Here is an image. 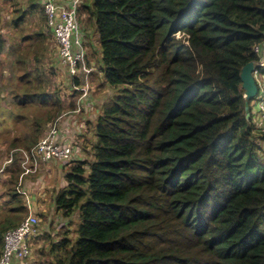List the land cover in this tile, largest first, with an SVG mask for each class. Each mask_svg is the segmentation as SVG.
<instances>
[{
    "label": "trees",
    "instance_id": "16d2710c",
    "mask_svg": "<svg viewBox=\"0 0 264 264\" xmlns=\"http://www.w3.org/2000/svg\"><path fill=\"white\" fill-rule=\"evenodd\" d=\"M4 1L0 9L18 26L20 2ZM80 4L96 33L99 71L115 95L92 128L91 160L62 164L69 169L53 199L55 211L63 219L77 214L78 224L73 239L63 235L49 245L51 263L264 264V124L257 127V95L247 102L246 118L239 77L259 58L253 48H264V0ZM42 11L38 39L47 27ZM4 47L0 34V57ZM13 56L22 71L11 68L5 81L10 106L37 109L42 80L26 72L22 54ZM261 79L264 88V72ZM70 83L77 95L73 88L82 82ZM7 111L0 118L9 130V120L28 119ZM61 111L53 104L44 117L34 114L35 131L22 133L10 150L34 146ZM21 173L15 161L0 178L7 175L16 210L22 198L23 221Z\"/></svg>",
    "mask_w": 264,
    "mask_h": 264
},
{
    "label": "crops",
    "instance_id": "0c3cea01",
    "mask_svg": "<svg viewBox=\"0 0 264 264\" xmlns=\"http://www.w3.org/2000/svg\"><path fill=\"white\" fill-rule=\"evenodd\" d=\"M18 1L20 2V5H21L20 10L24 17H22L23 22L22 23L20 22L18 26L16 27L13 24V18L12 19L9 18V16H11V13L5 14L4 13L5 11H3V9H0V14L3 17V22L0 23V34L4 37L5 33L14 32L13 30H17V29H20L22 33L24 34L19 41L14 40L12 37H9L7 39L9 45H7V47L5 46L2 52V55L0 57V61L2 62V67H6V73H7V76H4L3 74L5 71H3L2 74H0V78L5 79L4 83L12 75L11 68H13L15 72H18V69H17L18 63L16 62L13 64V61H12L13 55H17V54L20 55L21 52L25 49L24 45H27L28 43L30 45H33L34 43L37 44L38 42H46L45 45H47L48 39H49L48 35L46 34V31L44 30V27H43V31L40 32L42 36L39 39L37 38V33H36L37 30H40L36 22V14L39 9L40 11H42L43 0H33L32 4L29 3V0H18ZM73 1L74 0H56L58 4L64 5V6L71 5ZM3 2L5 1L0 0L1 7L4 6L2 4ZM81 4H79L78 9H77V21L80 27L79 35L81 36L82 44L84 47H85V42H86V39L88 38V35L91 34L93 36V44H94L93 54H95L93 58H95V62H96V64L94 65V69L98 71L95 77L93 76L94 75L93 73L91 74L90 81L91 83L96 81L99 87L104 88V90L106 87L107 90L105 91H109V87H107V85L105 84L103 77L99 71V58H98L99 48H98V44L96 41V33L94 32V29L92 27V22L89 19L90 17L88 13L89 11L87 8H83ZM7 18L9 19V22H7ZM86 25H89L91 27L92 30H89L91 31V33L90 32L88 33V30H86L87 29ZM29 29H31L32 31H30ZM33 31H35L34 32L35 34H32ZM50 35H51L50 37H52V40L55 41L51 33ZM4 39H5V44H6V37H4ZM35 48H36V45L33 46V50H35ZM12 51L14 52L13 54H12ZM85 51H86V59H90V55L92 53H91L89 45H86ZM5 55H8L6 60L3 59ZM260 55L261 57L264 56V48H262V50L260 51ZM24 63L26 67L31 69V70L26 69V72H28V74L29 73L33 74L34 71L40 70L35 65V63L30 64L25 61ZM58 63L59 65H61L60 61H58ZM89 65L90 64H88V66ZM34 66L36 67L32 68ZM2 67H0V72H1ZM62 67L65 68L67 71L66 67L64 66ZM42 80L45 82L46 76L42 77ZM69 87H71V85H69ZM46 91H47V88H45V92ZM29 93L31 94V92ZM68 95L71 96L70 100L62 99L63 108L65 109V111H61L62 113L54 121L57 123V126L59 124V128L57 129V137L59 141L63 143L64 145L72 146L73 148H75V152L73 154V158L75 162L85 161V160L90 161L92 158L91 157L92 155L91 146L93 142L95 141L92 128L100 113V110L102 107L101 106L102 100H104V98L99 99V100L95 99L94 100L95 103H92L91 101H89V99H87L86 104L84 102V105L83 106L80 105L81 108L79 107V109H81V112L77 113L76 112L77 108L76 110H74L75 106L77 105V102H73L72 100L78 94L77 95L68 94ZM99 103H100V106H98ZM94 105L98 107L94 108ZM52 125H53L52 123H47L42 127L41 133L40 135H38L39 137L38 140H40L44 136L46 131H48ZM7 127L8 125L5 127V130H8ZM15 140H19V137H16ZM41 168L42 170L39 172L40 174L38 173L39 175L37 174V176L29 175V176L22 177V186L26 188L25 190L29 198L31 212L34 215H36L38 219H40L39 220L40 222L42 218H45V219L48 218L50 219L49 221L52 222L55 217H56L55 221L57 222H63L65 220H68V219H63L58 214H56L54 203H53V199L56 193L66 186V183L64 180L66 172H65L63 165L56 161H50L42 165ZM6 178H7L6 174L0 178V230L3 232L14 228L17 224H19L22 221V214L20 212V205H21L22 198L18 197V209L16 210L15 196L11 195L8 192V188L4 186V184L6 183ZM47 212H50V213H47ZM26 215H28V211L25 214V216ZM44 233L45 231L43 230L42 226H39V236L33 241V246L31 249V258L37 246L41 245L42 249L43 248L44 249L46 248V250L48 249L49 246L45 245L44 241L41 240L40 238L41 236H43ZM50 238H52V236L51 237L49 236V239ZM38 242H39V245L37 244ZM52 242L56 243L57 240L54 239ZM13 264H23V263L14 261Z\"/></svg>",
    "mask_w": 264,
    "mask_h": 264
},
{
    "label": "built area",
    "instance_id": "2783aa9c",
    "mask_svg": "<svg viewBox=\"0 0 264 264\" xmlns=\"http://www.w3.org/2000/svg\"><path fill=\"white\" fill-rule=\"evenodd\" d=\"M80 0H74L71 5L64 6L56 0H43L42 9L47 27L51 30L52 36L58 48V59L62 66L67 68L70 80L79 79L82 84L74 89L80 91L81 98H85V89H90V76L92 69L88 66L85 47L79 35L77 23V9ZM259 46L253 48V53L259 58L253 62V78L257 86L256 95L259 98V119L257 127L264 124V88L262 73L264 72V56L260 55ZM78 111V109H77ZM75 148L61 143L57 137V128L52 125L44 136L29 149L11 150L0 167V175L5 167L18 161L22 173L18 180L17 190L25 197L28 215L18 227L8 230L3 235V250L0 257V264H12L13 261H23L31 256L33 241L39 236V220L31 212L27 192L20 189L22 177L35 175L40 171L42 165L50 161L62 164L70 163L73 160Z\"/></svg>",
    "mask_w": 264,
    "mask_h": 264
},
{
    "label": "rangeland",
    "instance_id": "374dc122",
    "mask_svg": "<svg viewBox=\"0 0 264 264\" xmlns=\"http://www.w3.org/2000/svg\"><path fill=\"white\" fill-rule=\"evenodd\" d=\"M40 12L41 11L39 9L37 14ZM77 23H78V21H77ZM43 27H44V25H43ZM86 27H87L86 30H88V33L89 32L91 33V31H89V30H92L91 27L89 25H86ZM29 30L32 31L31 29H29ZM13 31L14 32H7L4 34V37H6V44H5L6 47H7V45H9L8 40H7L9 37H12L14 40L19 41L21 39V37L24 35L20 29L13 30ZM34 32L35 31H33L32 34H34ZM46 34L48 35V38H49L47 45H45L46 42H39L37 44L34 43L33 45H30L28 43L27 45H24L25 49L21 52L22 59H23L22 63L27 70H31V69L26 67L24 61L28 62L30 64L35 63V65L40 70L39 71L36 70L37 72L34 71V75L37 73L40 80H42V77L46 76V81L44 82L42 80L41 83H42V86L44 87V89L47 88L48 92L46 91L44 93V95L39 99V103H38L39 107L37 109L35 108V106L26 107L24 109H19V108L17 109L16 107H11L10 103H12V102H11V98L9 97L8 91L3 89L4 86H6V83H4L5 79L0 78V113L1 112L5 113L8 110V111H12L14 113H16V112L17 113H23L28 118L27 120L26 119L17 120L16 123H13V121L9 120L8 122L10 123V126L12 128L11 130H9V129L5 130V127L7 126V124L3 118H0V166L3 165L4 161L6 160L8 154H9V152L11 151L10 145L15 144V143H12L15 140V138L22 136V133H26L28 131H29V133H32V131L33 132L35 131L32 128L33 123H32V119H31L34 116V114L37 116L44 117L46 110H48V109L51 110L53 104H56L57 107L62 108V111H65V109L63 108L62 99L63 100H65V99L70 100L71 96H69L68 94H71L72 90L69 87L70 78L68 76V72L66 71L65 68H63L58 63V61H59V59H58V48H57L55 41H53L52 37H50L51 36L50 30L47 27H46ZM178 38H180V36ZM35 45H36V48H35V50H33V46H35ZM86 45H89L91 53H92L90 55V59H87V63L89 62L88 63V64H90L89 67H91V69L93 70L96 62H95V58H93L95 56V54H93L94 44H93V36L91 34L88 35V38L86 39L85 47H86ZM13 53L14 52L12 51V54ZM7 56L8 55H5V57L3 59L6 60ZM17 57L13 56L12 61H14V59ZM25 59H27V60H25ZM36 66H34L32 68H35ZM18 67H21V66H18ZM3 71H5L3 73L4 76H7L6 67H2L0 74H2ZM21 71H22V67H21V69H18L17 73L21 74ZM97 72L98 71L96 69H94L92 71V73L94 74L93 75L94 77L97 75ZM9 73H11V72H9ZM88 84L90 85L89 86L90 89H88V90L85 89L86 90L85 98H81V97H79V95H77L72 100L73 102H77V105L75 106L74 110H76V108L79 109V107L81 108L80 105L83 106L84 102L86 104L87 99H89V101H91L92 103H95V101H94L95 99L99 100V99L104 98V100H102V105H103L104 103L108 102L115 95L114 90H111L109 88V91H105V90H107V88L105 87V90H104V88L99 87L98 83L96 81L92 82V83L90 81ZM6 87H8V85ZM21 87L22 86H19V88H21ZM26 89L24 87V90H26ZM78 92H80V91H78ZM79 94L81 96L82 93L80 92ZM40 106H43V109H45V110L40 111V109H42ZM98 106H100V103L98 104ZM97 107H96V105H94V108H97ZM82 111H84V110H82ZM76 112L80 113L81 109H79ZM52 124L55 125V127L57 129L59 128V124L57 126L56 122H54ZM13 125H15V127ZM31 139L33 140V137ZM38 139H39V137L36 139V141L34 143L30 144L29 146L36 144ZM19 147H20V149H24L21 146H19ZM64 169L66 172L69 169V167L65 166ZM41 170H42V168H40V171ZM37 174H35V175L37 176ZM47 213H50V212H47ZM24 217L25 216H23V218ZM77 218H78L77 214H74L68 220H65L63 222H57V221H55V219H56V217H55L54 220L52 221L53 223L50 222L49 221L50 219H48V218L47 219L42 218L41 222L39 221V226H42L45 233L43 234V236L40 237L41 240L44 241L45 245L49 246L54 239L58 241V239L62 238L63 235L67 236L70 239L71 238L73 239L74 238V230L78 224ZM49 236L50 237L52 236V238L49 239ZM37 244L39 245V242ZM34 251L35 252H34L32 258L30 256L29 258H27L26 260H24L22 262L23 264H52L51 263L52 261L50 260V257H49L48 249L47 250H46V248L42 249L41 245H39V246H37V248ZM13 262H12V264H13Z\"/></svg>",
    "mask_w": 264,
    "mask_h": 264
},
{
    "label": "water",
    "instance_id": "95a60500",
    "mask_svg": "<svg viewBox=\"0 0 264 264\" xmlns=\"http://www.w3.org/2000/svg\"><path fill=\"white\" fill-rule=\"evenodd\" d=\"M253 62L247 63L240 70V81H241V89L243 91V98L246 101L244 106V112L246 118H248V101L254 98L257 93V86L255 84V80L253 78Z\"/></svg>",
    "mask_w": 264,
    "mask_h": 264
},
{
    "label": "clouds",
    "instance_id": "9594fccd",
    "mask_svg": "<svg viewBox=\"0 0 264 264\" xmlns=\"http://www.w3.org/2000/svg\"><path fill=\"white\" fill-rule=\"evenodd\" d=\"M79 87H80V86H79ZM74 88H75V87H74ZM74 88H73V89H74ZM74 90H75V89H74ZM76 91H77V90H76ZM77 92H78V91H77ZM79 93H80V92H78V95L80 96ZM76 111H77V110H76ZM38 141H39V140H38ZM19 149H20V148H19ZM61 164H62V163H61ZM0 167H1V166H0ZM5 168H6V167H5ZM5 168H4V169H5ZM2 173H3V172H2ZM18 180H19V179H18Z\"/></svg>",
    "mask_w": 264,
    "mask_h": 264
}]
</instances>
